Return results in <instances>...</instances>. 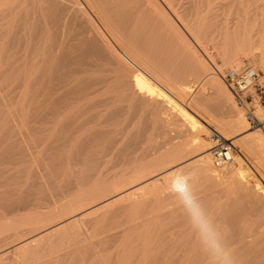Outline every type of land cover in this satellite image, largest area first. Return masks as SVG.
Wrapping results in <instances>:
<instances>
[{"label":"bare ground","instance_id":"1","mask_svg":"<svg viewBox=\"0 0 264 264\" xmlns=\"http://www.w3.org/2000/svg\"><path fill=\"white\" fill-rule=\"evenodd\" d=\"M179 2L0 0V64L22 69L18 77L30 101L24 120L47 125L80 106L94 118L82 138L63 135L56 121L42 126L47 132L41 154L66 144L68 151L56 156L88 166L74 174L91 178L87 188L31 216L14 212L32 198L14 200L0 190V264H214L180 208L179 195L167 192V182L180 172L195 175L199 202L224 234L235 264H264V240H254L258 234L252 230L254 222L264 225V133L247 127L220 76L239 67L241 56L264 73V0H185L181 14ZM158 31L164 36L155 35ZM203 38L221 60L216 71L213 55L199 52ZM47 64L51 69L45 70ZM193 84L199 86L194 94ZM253 113L264 120L258 102ZM71 116L65 121L79 131ZM88 118L79 126L91 123ZM137 118L148 119L142 141L135 132L134 139L126 137L125 124ZM156 131L164 134L162 141L155 140ZM219 140L236 148L231 163L215 164ZM81 203L86 208L80 210ZM225 222L243 225L230 229Z\"/></svg>","mask_w":264,"mask_h":264},{"label":"rangeland","instance_id":"2","mask_svg":"<svg viewBox=\"0 0 264 264\" xmlns=\"http://www.w3.org/2000/svg\"><path fill=\"white\" fill-rule=\"evenodd\" d=\"M185 0H180V3L177 4L175 7H176V10L181 14L183 13L184 11V7H185V4L183 3ZM159 3L163 6H165V4L162 2V1H159ZM153 14V13H152ZM155 16H156V11L154 12ZM172 15V14H171ZM153 17V16H152ZM172 17L174 18V15H172ZM155 20V19H154ZM176 20V18H175ZM156 21V25L159 24V22ZM178 22V21H177ZM154 25V30L153 32H155V29H158V25L156 26ZM160 31V30H159ZM158 31V34H155V35H159V36H164L162 33L160 35V32ZM157 32V31H156ZM158 36V37H159ZM165 39V38H164ZM202 43L204 44L203 47H200L199 48V52L206 57H209L207 56L206 54H211L213 55L212 58L210 59L212 64H211V67L213 68L214 71H216L215 67L217 68L219 64H221V60L219 59V55L213 53L215 52V49L212 47V43L211 41H209L207 38H203L201 39ZM207 41V43H206ZM207 48V49H206ZM213 48V49H212ZM170 49V48H169ZM168 49V50H169ZM207 50V51H206ZM170 51V50H169ZM172 52V51H170ZM210 52V53H209ZM167 55L168 54H171L167 51L166 53ZM210 58V57H209ZM239 63H237V66H241L243 65L244 63H250V64H253L255 65V62L253 59H250L248 57H245V56H241L240 57V60L238 61ZM8 67V68H7ZM50 67V68H49ZM52 65L51 64H47V67H45V70L46 69H51ZM56 67V65H53V68ZM230 68V67H229ZM236 68V67H235ZM0 69L2 71H0V190L1 191H5L7 190V197H11L12 199L16 200V198H19V196H28L27 198H29L30 200L33 199V201L30 202V205L25 207V208H22L20 209L18 212H14V213H18L19 215H23V216H31V215H34L36 213L34 212H42V213H46V212H43V211H46L47 209V212L54 209L56 205H54L55 203L56 204H59L63 201H66L65 199H69L70 197H73L75 196L79 190H81L82 188H87V186L90 184L89 182H91V178L87 177L85 178L84 180H82V178L80 176H76L78 175L76 173L79 172L78 169L80 168H83L84 164L81 165V163L73 158H67L63 155V158L61 157H58L56 156L58 152H64L69 148L65 147L64 144L60 145L59 147L55 148V150H51V152L49 153V155H52V157H50L49 155L44 154V152L42 151L44 148V143L45 141H42L44 140V135L45 133L47 132L45 130L46 127H43L42 126H53L55 125L56 123V127H59L61 128V133L63 135H67L70 136V132H74V133H71V136H74L75 138H79V136H81L80 138H82V135L84 136L86 134L87 131H90L93 127V124L94 123L92 116L90 118L89 117V110L83 106H80L79 108L81 109H75V111L73 110H70L68 111L69 109H66L65 112L66 114L63 115V119H60L59 121L57 120H53L51 123H48L47 125H45L44 123H40V121L36 120V119H33L31 121H26L24 120L25 117L23 118V116H26V111H27V106L30 105V101L27 100V98L25 97L26 95L24 94L25 92V88H23V84L21 82V79L18 77L21 72H22V69H18V67L16 68L15 66L13 67H10L9 65H7L5 63V65H1L0 64ZM4 69V70H3ZM12 69V70H11ZM9 70H11V72H9ZM257 71H259L260 75L262 76V78L264 77V73L261 69L257 68L256 69ZM14 72V73H13ZM4 74V76L2 75ZM2 77V78H1ZM12 77V78H11ZM191 77H189L190 79ZM10 79V80H9ZM5 82V83H4ZM224 83V82H223ZM195 84V83H194ZM193 84L192 88H194V91L192 92L193 94L195 93V90L198 89L199 86H196ZM23 91H21V90ZM21 92V93H20ZM23 93V94H22ZM193 94H190V95H193ZM187 95V94H186ZM189 95V96H190ZM189 96L185 97L184 98H188ZM4 97V98H3ZM22 97V98H21ZM3 98V99H2ZM25 98V99H24ZM191 98V96L187 99V101H189ZM185 99V100H186ZM25 100V101H24ZM29 101V102H28ZM11 104V105H10ZM26 104V105H25ZM23 106V107H22ZM25 106V107H24ZM237 107V106H236ZM85 109V110H84ZM79 112V113H78ZM87 112V113H86ZM7 113V114H6ZM71 113L74 115V116H71ZM75 113V114H74ZM23 114V115H22ZM82 114H84L82 116ZM20 117H19V116ZM70 116L71 117H76L72 120V123H76V127L74 126V129L75 128H80L79 131H76L77 129H75V131L73 130V127L70 128L71 126L68 125L69 123L66 122L65 120L67 119L66 118ZM82 116V117H81ZM86 116V117H85ZM88 116V117H87ZM23 118V121H22V118ZM65 117V118H64ZM81 117V118H80ZM79 118V119H78ZM84 118H88L89 121H91V123H87V124H84V128H82L83 126H79V124H81L83 121L82 119ZM92 118V119H91ZM142 119H144V121H142ZM141 120H139L137 118V121H129V125L128 122H127V126L125 124V129L126 128H129L130 132L127 136L131 137V135L134 137L135 133L137 136L138 134H140V136L138 137V139L140 138H143L142 135H143V131L146 128V126L148 125V119L145 120V118H142ZM6 120V121H5ZM9 120V121H8ZM136 120V119H135ZM56 121V123H55ZM79 121H82L81 123ZM141 121V123H140ZM246 123H247V127H250L247 120L245 119ZM20 122H23L20 124ZM28 122V123H26ZM37 122V123H36ZM14 123V126H12ZM16 123V124H15ZM26 123V124H25ZM61 123V124H60ZM83 123H86V122H83ZM12 124V125H10ZM20 124V125H19ZM23 124L27 126L26 129H23L25 127L21 126ZM33 124V125H31ZM53 124V125H52ZM136 124V125H135ZM83 125V124H81ZM143 125V126H142ZM23 128H21V127ZM149 126V125H148ZM147 126V127H148ZM17 127V128H16ZM19 127V128H18ZM29 127H33V128H29ZM91 127V128H90ZM133 127V128H132ZM139 127L141 129H139ZM30 130H29V129ZM71 129V130H70ZM26 130V131H24ZM29 130V131H27ZM69 130V131H68ZM82 130V131H81ZM127 130V129H126ZM132 130V131H131ZM20 131H23L22 133ZM81 131V132H80ZM84 131V134L81 135V133ZM86 131V132H85ZM149 131V129H148ZM68 132V133H67ZM128 131H126L127 133ZM135 132V133H133ZM147 132V131H146ZM157 133H155L154 137H156L157 135L156 134H159L158 131H156ZM214 132V131H212ZM20 133V134H19ZM41 133V134H40ZM44 133V135H43ZM160 135L159 136H163L164 137V134H162V132L160 131ZM21 134H24V135H21ZM29 134V135H28ZM74 134V135H72ZM78 134V136L76 137V135ZM169 134V133H168ZM167 134V135H168ZM40 135V136H39ZM209 136L211 135L210 133L208 134ZM5 136V137H4ZM15 136V137H14ZM159 136H157L155 140H161V137L159 138ZM4 137V138H3ZM19 137H22V138H19ZM30 139L28 141V139ZM72 137V138H74ZM133 137H131L132 139H134ZM137 137L135 138L138 142V139ZM38 138H40L38 140ZM128 138V137H127ZM212 138L213 135H212ZM14 139V140H13ZM37 140V141H36ZM142 141V139H140ZM163 140V138H162ZM161 140V141H162ZM13 141V142H12ZM24 141V142H23ZM33 141V142H32ZM39 141V142H38ZM138 143L137 146V153H140V145H141V142ZM27 142V143H26ZM42 142V143H41ZM157 142V141H156ZM10 143V145H9ZM17 143V144H15ZM31 144V148H30V144ZM39 143V144H38ZM25 144V145H24ZM68 144V142H67ZM219 144V142H218ZM6 147H5V146ZM23 146V148H22ZM27 146V147H25ZM64 146V147H63ZM68 147H70V145H67ZM230 146V145H228ZM66 148V149H65ZM232 148V147H231ZM8 149H11V150H8ZM63 149V150H62ZM65 149V150H64ZM233 149V148H232ZM27 150V151H26ZM61 150V151H60ZM233 150H236L233 149ZM43 152V154H41V152ZM2 152H5V154H3ZM39 152V153H38ZM52 152H56V154H52ZM3 155H2V154ZM13 153V154H12ZM38 153V154H37ZM67 153V152H66ZM40 154V156H38ZM62 154V153H61ZM8 155V156H7ZM41 155L43 157H41ZM55 155V157H53ZM46 156V157H45ZM2 157V158H1ZM7 159H6V158ZM34 158V159H33ZM61 158V159H59ZM65 158V160H63ZM33 159V160H32ZM59 159V161H58ZM72 159V160H71ZM49 160H53V161H49ZM62 160V161H61ZM75 160V161H74ZM55 161L59 162L56 163ZM73 162H76V164H74ZM45 163V164H44ZM71 163V164H69ZM33 164V165H32ZM61 164V166H59ZM69 164V165H67ZM48 166H50L48 168ZM56 166H58L59 168L56 170ZM82 166V167H80ZM42 167H45L42 168ZM51 167H52V170H51ZM63 167V168H62ZM77 167H80L78 169H76ZM86 167L88 166H85L83 169H85ZM119 167V165L117 166ZM35 168H41L40 171H38V169H35ZM48 168V169H47ZM62 168V169H60ZM74 168V170H73ZM50 169V170H49ZM60 169V170H59ZM62 170V171H61ZM47 171V173L45 172ZM50 171V172H49ZM87 171V170H86ZM49 172V173H48ZM256 172H257V175L259 177V179H261V181L263 180L261 177V171L256 169ZM46 173V174H45ZM61 173H64V174H61ZM68 173V174H67ZM49 174V175H48ZM76 174V175H74ZM42 175V177H40ZM46 175V176H45ZM49 176V177H48ZM261 176V177H260ZM56 177V178H55ZM11 178V179H10ZM41 178V179H40ZM52 178V179H51ZM72 178V179H70ZM75 179V180H74ZM89 179V180H87ZM161 182L163 181L162 178H160ZM53 181V182H52ZM70 183H68V182ZM76 181V182H74ZM87 181V182H86ZM52 182V183H50ZM83 183H85V185H81ZM264 182V181H263ZM79 183V184H77ZM88 183V184H86ZM28 184V185H27ZM54 184V185H53ZM56 184V185H55ZM75 184V185H74ZM61 185V186H60ZM78 185V187L76 186ZM16 186V187H15ZM29 186V187H27ZM49 186H52L51 188L47 189ZM58 186V187H57ZM63 186V187H62ZM19 187V188H17ZM66 187H69V188H66ZM81 187V188H80ZM32 188V189H31ZM53 188V189H52ZM29 189V191H28ZM56 189V190H55ZM68 190V191H65V190ZM78 189V190H77ZM12 190V192H10ZM20 190V193H18ZM31 190H34V192H31ZM43 190V191H42ZM45 190V191H44ZM49 190V191H48ZM71 190V191H70ZM37 193H36V192ZM50 191H53L55 194L51 193ZM61 191V192H60ZM46 192L48 194H46ZM60 192V193H59ZM18 193V194H17ZM34 193V194H33ZM59 193V195H58ZM27 194V195H26ZM45 196H44V195ZM50 194V198L47 196ZM9 195V196H8ZM30 195V196H29ZM43 195V196H42ZM53 195H55L54 198ZM70 196V197H69ZM32 198V199H31ZM35 199V200H34ZM51 199V200H50ZM58 199V200H57ZM37 200H41V201H37ZM50 200V202H52L51 204H47ZM57 200V201H56ZM46 201V202H45ZM35 202V203H33ZM82 204H83V207H82ZM50 205V206H49ZM86 203H81L80 205V210H82V208H86ZM49 206V207H47ZM53 206V207H52ZM31 207L33 209H31ZM40 207V208H39ZM23 212V213H22ZM13 213V214H14ZM33 213V214H32ZM29 214V215H28ZM11 217L12 214L8 215V217ZM225 224L230 228V229H238V226H240L242 223H239V222H225ZM243 225V224H242ZM253 227L252 230L256 232V234H258V237L257 238H253L254 240H259L260 239V242H262L264 239V235L262 236L261 235V229L259 228H262L264 229V225L262 224H256L255 222L252 224ZM232 227V228H231ZM252 227V226H251ZM85 229H87V227H82L81 228V231L84 233L85 232ZM251 230V231H252ZM252 231V233H253ZM264 232V231H262ZM254 235V234H252ZM255 236V235H254ZM261 236V237H260ZM264 243V242H263ZM264 245V244H263ZM62 251V250H61ZM37 261V260H36ZM34 262L32 264H36L38 262ZM31 263V262H30ZM29 263V264H30Z\"/></svg>","mask_w":264,"mask_h":264},{"label":"clouds","instance_id":"3","mask_svg":"<svg viewBox=\"0 0 264 264\" xmlns=\"http://www.w3.org/2000/svg\"><path fill=\"white\" fill-rule=\"evenodd\" d=\"M196 177L191 172H180L167 182L168 194H178L179 206L190 222L196 239L202 248L209 249L214 264H235V256L224 234L214 227L208 211L202 207L195 190ZM223 240V243L221 242Z\"/></svg>","mask_w":264,"mask_h":264},{"label":"built area","instance_id":"4","mask_svg":"<svg viewBox=\"0 0 264 264\" xmlns=\"http://www.w3.org/2000/svg\"><path fill=\"white\" fill-rule=\"evenodd\" d=\"M221 79L230 90L235 104L242 110L244 117L253 128H259L264 133V120H259L253 113L254 103L264 106V79L259 71L250 63H244L237 68H226ZM216 165L232 162V150L227 145H216L213 153Z\"/></svg>","mask_w":264,"mask_h":264}]
</instances>
